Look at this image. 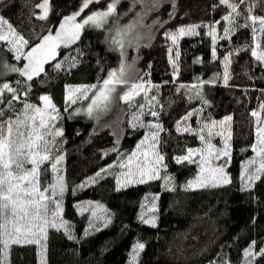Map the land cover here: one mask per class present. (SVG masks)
Here are the masks:
<instances>
[{"label":"trees","instance_id":"16d2710c","mask_svg":"<svg viewBox=\"0 0 264 264\" xmlns=\"http://www.w3.org/2000/svg\"><path fill=\"white\" fill-rule=\"evenodd\" d=\"M40 2L41 0H1L0 14L26 38L35 40L49 26L58 24L59 17L72 10L66 5H73L76 0H50L54 9L49 11L50 19L34 15L40 11L36 7ZM106 3L107 0H96L93 7H104ZM133 4L134 0H117L119 23L127 25L133 21L136 25L133 31L144 34L138 49L126 42V59L133 61V57H136L135 68L140 71L133 73V79L143 78L160 85L158 91L151 87L147 91L150 96L157 97L152 110L160 113L159 120L162 122L160 139L164 143L158 146L166 154L165 162L168 165L167 169H162V175L171 174L177 187L175 190L162 188L164 181L157 177L152 181L130 184L117 190L116 174L120 170L117 164L96 185L79 187L85 177L91 176L103 165L118 160V154L121 156L130 152L143 137L145 128L137 127L133 130L128 124L131 113L136 112L141 103L145 104V109L141 110V119L145 122L153 119L143 93L133 98L135 103L130 109L129 103L119 98L120 93L126 90L121 85L117 86L111 107L100 114L99 120L71 113L74 106L85 104L90 97L65 105V83L97 81L100 75L97 58L104 68L103 75H107L108 68L118 67L119 51L113 50L105 42V30L85 28L82 40L76 43V47L85 53L81 63L68 72L63 69L57 72L49 61L46 62L45 72L40 73L38 79H32V102L41 104L40 94L49 93L60 106L61 119L57 121V126L64 128L63 135L66 137L61 149L66 150L61 168L65 170L67 181L62 216L70 221L69 226L73 230L71 234L79 237L77 240H69L63 228H50L46 241L47 264H127L128 253L137 240L145 244L140 250L137 264H209L222 251L236 262L242 258V249L251 240L257 239V250L259 243L264 242V182H257L254 193L241 191L239 182L240 162L254 153L248 147L256 137V117L252 115V108L260 111L264 122V109H260L258 103L264 100L261 92L264 90V63L259 62L251 53L253 46H257L258 51L264 47V33L260 31L257 22L256 45L252 42L251 27H238L225 35L224 27L230 21L224 17L231 9L222 4L221 0H177V14L171 20L168 19L170 0H162L158 8L147 13L143 24L134 21L143 5L139 0H136L134 7H130ZM213 5H216L215 9ZM256 12L264 14L260 8ZM158 19L160 22L156 23ZM189 23L197 24L196 30L192 35L181 36L175 48L171 37H165L164 32L174 31L177 25ZM240 23H243L242 18ZM208 25L216 30L215 45ZM4 43L0 41V59L15 62L14 54L9 55V50L3 47ZM246 43L248 46L239 51L230 47ZM169 46L172 48L173 58L179 62V75L175 78L171 75L173 68L169 62ZM213 47L216 48L215 58ZM69 52L73 56L76 54L73 46H62L59 55L67 60ZM225 53H229L227 69L224 63ZM149 61L152 62L150 69ZM64 67L67 68V63ZM225 71L228 73L227 83L223 82ZM214 73L217 74L215 77ZM0 77L9 81L18 78L17 74L3 73L2 70ZM194 78L205 82L209 78L216 79L215 84L200 85L205 98L211 101L210 105H203L199 96L189 100L182 87L177 92V88L185 83L195 88L198 80ZM7 99L5 94V100ZM198 105L202 110L199 113L193 112L182 123L183 127L201 129L204 125H198V116L206 120L226 115L231 117L229 127L232 133V156L228 171L232 175V182L229 185L185 190L178 185L195 175L199 162L191 158V161L177 163L173 156L186 154L188 147L201 145V139L199 131L177 132L175 121ZM94 125H99L95 132L92 131ZM117 144L119 148L112 151ZM101 149L105 152H101ZM44 167L48 168V172L43 179L51 183L53 173L50 162L46 161ZM156 193L159 196H156V208L152 212L156 221L149 225L137 217L143 214L147 202ZM253 195L259 199H252ZM89 200L106 205L111 212L101 209L104 211L102 215L110 214L112 219L104 227L100 226V220L94 221L93 226L88 228V235L84 236L85 227L90 222L89 217L93 215L91 209L94 205L88 204ZM76 201L84 202L81 205L84 211H77ZM253 216H256L255 221L252 220ZM37 247L35 243L12 245L10 264H39ZM257 264H264V261L257 258Z\"/></svg>","mask_w":264,"mask_h":264},{"label":"snow or ice","instance_id":"6c2138e0","mask_svg":"<svg viewBox=\"0 0 264 264\" xmlns=\"http://www.w3.org/2000/svg\"><path fill=\"white\" fill-rule=\"evenodd\" d=\"M134 4L130 7H134ZM143 5L141 10L134 17V21L143 24V19L148 12L158 8L162 0H139ZM96 0H76L73 5H66L72 10L62 14L59 17L58 24L49 26L45 31L40 33L35 40L26 38L25 35L17 31L11 22L0 14V41L5 42L3 47L9 50V55L14 54V61L9 62L6 58L0 59V70L3 73H15L18 78L15 81H9L0 77V264H10V249L12 245H26L35 243L37 247V256L39 264H47L46 253L48 231L49 229L59 230L63 228L64 233L69 240H77L69 226L70 221L62 216L63 213V196L67 188L65 170L61 168L65 158V151L61 150L66 140L64 137V128L57 126V121L61 119L60 106H58L49 93H42L39 99L44 102L45 107L41 108L30 100L31 92L34 89L32 79L39 78L40 73L45 72L46 62H51L52 67L59 72L63 69L65 72L72 70L76 65L81 63L85 53L76 47V43L82 40V32L85 28H96L105 30L104 40L110 48L118 50L120 59L118 67L107 69V75H103L104 68L99 58L96 64L100 68L95 83H65L64 84V103L75 104L77 100L85 101L86 107L79 106L71 109L72 114L86 113L89 117L99 120L100 114L107 111L114 99L117 86H125L126 90L120 93L119 98L129 103V108L135 103L134 97L143 93L145 101L148 103V110L151 112L153 119L146 122L141 119V110L145 109V104L141 103L136 112H132L128 119V124L135 130L137 127L145 129H161L162 122L159 120L160 113L152 110L157 97L150 96L147 89L149 87L158 91L160 85L153 84L150 80L141 78L133 79V73L140 71L135 68L133 61L126 59V42L135 46L137 49L143 39V33L133 31L136 27L133 21L127 25H121L117 19V0H107L104 7L95 8L93 5ZM171 9L168 13V19H173L177 14V0H170ZM222 4L227 5L231 11L224 17L229 20L230 24L224 27V34L229 35L236 28L251 27L252 42L254 45L257 41V22L258 27L264 33V14H258L257 8L264 11V0H221ZM36 7L43 11L35 12L34 15L50 19L49 11L54 10L50 0H41ZM216 5H213L215 9ZM241 18L243 23H240ZM159 19L156 23H159ZM203 23V22H201ZM214 23V22H213ZM212 34L213 44L216 43V30L208 25ZM197 28V24H179L176 29L166 30L164 36L171 37L173 43H177L179 36L192 35ZM62 45H71L75 48V55L67 54V60L60 57L59 51ZM244 45L230 46L239 51L240 48L247 47ZM172 48L169 46V62L173 71L171 75L175 78L179 75V62L172 56ZM213 57L215 58L216 48H212ZM252 56L257 57L258 61L264 63V47L258 51L257 46L251 48ZM179 55V49L176 50ZM67 63V68L64 67ZM151 61L148 67H151ZM225 68L229 63V53L224 56ZM147 70L145 75H147ZM217 74L214 73L213 77ZM27 78V79H24ZM195 88L190 87L187 83L177 88V92L184 89V94L189 100L197 96L201 99L203 105H210L211 101L205 98L203 89L200 85L204 83L215 84V78H209L204 81L199 78ZM223 82H228V73L225 71ZM44 83V81H40ZM15 84V86H13ZM130 86V87H129ZM254 87V85H253ZM264 94V90H261ZM5 94L8 99L5 100ZM259 108L264 109V100H260ZM19 104V107H17ZM67 110V109H66ZM200 105L196 109H189L184 115L175 121L176 131H203L199 128L183 127L182 123L188 120L193 112L201 111ZM252 115L257 117L258 123L255 127V140L248 146L254 155L240 162L239 182L241 191L254 193L257 182H264V123H260V112L257 108L251 109ZM231 119L230 115L222 118L220 122L215 119L206 120L200 116L197 117V123L203 124L209 130V136L200 135L203 147H188L186 154L174 155L173 160L177 163L191 161L192 156L200 154V168L194 176L189 177L184 183L178 185L182 189H201L206 186L229 185L232 182V175L227 171L228 162H230V145L227 139H223V147H217L211 143V133L219 123L220 127L226 126L225 122ZM107 125H105L106 127ZM99 125L93 126V132ZM92 133H90L91 135ZM227 135H230L228 133ZM151 141V143H149ZM164 143L160 139V133L156 130L145 131L144 136L137 141V148L132 149L126 157L121 158L118 154V160L121 167H124L127 160V171L123 173L125 181H122L120 174H116L115 188L127 186L129 183H138L152 181L159 177L164 183L162 188L173 189L177 187L175 178L171 174L162 175L161 170L167 169L166 154L157 148V144ZM148 144L143 149L142 162L133 166V157L137 155V150L141 145ZM119 148L117 144L112 151ZM101 152L105 150L101 149ZM106 154V153H105ZM223 157L225 163H212L213 160L219 161ZM50 162L52 169V182L49 183L43 177L47 174L48 168L44 167L45 162ZM117 163L113 160L110 164H105L98 168L91 176H87L79 184V187L96 185L101 177L107 176L109 170ZM251 165V167H249ZM75 190V189H73ZM159 193L154 194V197ZM252 199L258 200L256 196ZM77 211H84L81 205L82 201H76ZM94 205L89 217V225L85 227L84 236L88 235V228L93 226L95 220H100L101 227L106 226L112 219V216L102 215L97 209H103L110 213L100 201L89 200L87 202ZM152 208L156 207L153 199ZM138 219L143 223L152 225L156 221L155 216H150L144 220L143 214H139ZM256 220V216L252 217ZM257 239L251 240L242 249V258L233 262L230 255L225 252L218 253L217 256L209 261V264H257V258L264 261V242L259 243L257 250ZM145 247L144 242L137 240L132 245L128 253L127 264H137L140 250Z\"/></svg>","mask_w":264,"mask_h":264},{"label":"rangeland","instance_id":"374dc122","mask_svg":"<svg viewBox=\"0 0 264 264\" xmlns=\"http://www.w3.org/2000/svg\"><path fill=\"white\" fill-rule=\"evenodd\" d=\"M1 1V0H0ZM40 11H43V9H41L40 8ZM196 30V29H195ZM194 30V31H195ZM181 36H179L178 37V41H179V38H180ZM178 41H177V43H173V46H175V48H176V46H177V44H178ZM62 46H67V45H62ZM61 46V47H62ZM60 47V48H61ZM39 106L41 107V108H44L45 107V105H44V102L42 101V103L41 104H39ZM79 106H84V107H86V103L85 104H83V105H78V106H75V107H79ZM260 112V111H259ZM103 113V112H102ZM101 113V114H102ZM76 114H84V115H87L86 113H83V112H81V113H76ZM226 116H228V115H226ZM260 116H261V113H260ZM223 117H225V116H223ZM223 117H220V118H217V119H215L217 122H220L221 120H222V118ZM260 123H264L263 122V120H262V117H261V119H260V121H259ZM257 123H258V119H257V117H256V122H255V124H256V126H257ZM225 124H226V126L225 127H223V128H221L220 127V125H219V123L215 126V128L212 130V133H211V143L212 144H214V145H216L217 147H223L224 145H223V139H227L228 140V144L230 145V148H229V152H230V160H231V156H232V143H231V136H232V133H231V129H230V127H229V121H227V122H225ZM201 129H203V131L201 132V131H199V135H201V134H203L205 137H208L209 136V130H208V128H205L204 126H202V128ZM153 130H156V131H158L159 133H160V129H152V128H148V129H146V131H148L149 132V134L151 133V131H153ZM228 133H230V135H227ZM144 136V135H143ZM141 139V138H140ZM139 139V140H140ZM149 143H151V141H149ZM204 146V142L203 141H201V145H199V146H196V147H193V148H197V147H203ZM146 147H148V144H144V145H141V147L137 150V155L136 156H134L133 157V166H135V164L136 163H140V162H142V155H143V149L144 148H146ZM134 148H137V143H136V145H135V147ZM133 148V149H134ZM157 148L159 149V146H158V144H157ZM160 150V149H159ZM132 151V150H131ZM130 151V152H131ZM130 152H128V153H130ZM127 153V154H128ZM127 154H122L120 157L121 158H124V157H126V155ZM253 155H254V153H253ZM252 155V156H253ZM192 158L193 159H196L198 162H199V160H200V154L199 153H197L196 155H194V156H192ZM246 160V159H245ZM226 161L224 160V158L223 157H221L220 158V160L219 161H215V160H213L212 161V163H225ZM118 166H119V172H118V174H120V178H121V180L122 181H125V177H124V175H123V173L124 172H126L127 171V160H125V164H124V167L122 168L121 167V164H120V162H119V160H117V163H116ZM230 164V162H228V165ZM249 167H251V165H249ZM199 168H200V164H199ZM198 171H199V169H198ZM227 171H228V167H227ZM161 172H162V170H161ZM130 184H134V183H129V184H127V185H130ZM153 199H157L156 197H154V198H151V200L149 201V202H147L148 204L145 206V210H144V212H143V217H144V220H147L150 216H152V212H153V210H154V208H152L151 207V205H152V202H153ZM156 203V202H155ZM156 208V207H155ZM101 211V209H97V212L99 213ZM151 212V213H150ZM104 213V211L102 212L101 211V214H103ZM95 222H97L96 220H95ZM94 223V222H93Z\"/></svg>","mask_w":264,"mask_h":264}]
</instances>
